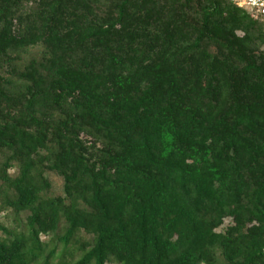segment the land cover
<instances>
[{
	"label": "trees",
	"instance_id": "16d2710c",
	"mask_svg": "<svg viewBox=\"0 0 264 264\" xmlns=\"http://www.w3.org/2000/svg\"><path fill=\"white\" fill-rule=\"evenodd\" d=\"M6 216L0 264H264V23L231 0H0Z\"/></svg>",
	"mask_w": 264,
	"mask_h": 264
},
{
	"label": "built area",
	"instance_id": "2783aa9c",
	"mask_svg": "<svg viewBox=\"0 0 264 264\" xmlns=\"http://www.w3.org/2000/svg\"><path fill=\"white\" fill-rule=\"evenodd\" d=\"M264 23V0H231Z\"/></svg>",
	"mask_w": 264,
	"mask_h": 264
},
{
	"label": "rangeland",
	"instance_id": "374dc122",
	"mask_svg": "<svg viewBox=\"0 0 264 264\" xmlns=\"http://www.w3.org/2000/svg\"><path fill=\"white\" fill-rule=\"evenodd\" d=\"M10 172H12V171H10ZM51 177L54 180V182L57 183V187L60 186V184H61L60 178L57 177V176H53V175ZM4 215H2V216H4ZM12 219H13V216H9V217L6 216V217H1V220L0 221L2 222V225H6V226H9L10 227L13 224ZM228 223H229V221L228 220H225V223H224L223 226H226ZM1 233H2V231L0 230V234ZM42 238H45V237L42 236Z\"/></svg>",
	"mask_w": 264,
	"mask_h": 264
}]
</instances>
